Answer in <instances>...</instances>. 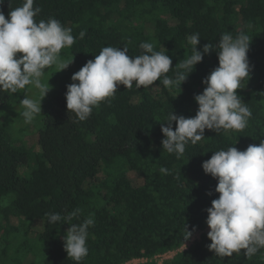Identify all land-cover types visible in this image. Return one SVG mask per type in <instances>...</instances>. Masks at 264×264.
<instances>
[{
  "label": "trees",
  "instance_id": "trees-1",
  "mask_svg": "<svg viewBox=\"0 0 264 264\" xmlns=\"http://www.w3.org/2000/svg\"><path fill=\"white\" fill-rule=\"evenodd\" d=\"M23 2L3 0L0 12L7 19ZM37 6L36 22L54 18L71 28L75 42L59 58L73 60L63 69L38 127L32 120L36 144H27L30 129L14 119L23 111L18 102L30 85L17 93L0 92V264H76L63 247L68 223L47 224L46 214L65 216L77 209L69 223L94 219L88 255L80 264H126L142 257L148 260L138 264H155V255L179 249L198 231L199 238L162 264H264V248L251 258L244 250L222 258L208 249L206 209L219 193L217 180L202 169L215 151L231 146L242 151L264 139V0H34ZM225 32L249 37L250 76L236 91L252 116L240 132L206 129L201 141L189 142L177 157L162 148L160 125L167 126L171 112L185 118L196 114L194 96L218 66L215 45ZM196 33L197 50L208 43L213 49L180 88L159 80L139 89L135 83L131 89L121 84L86 120L73 122L66 86L103 47H127L135 57L143 52L142 42L152 43L154 51L171 58L166 75L175 78L185 72L178 65L192 54L187 38ZM12 113L16 131L8 134L1 120ZM129 172L142 182L134 185ZM185 226L192 233L187 240Z\"/></svg>",
  "mask_w": 264,
  "mask_h": 264
},
{
  "label": "clouds",
  "instance_id": "clouds-1",
  "mask_svg": "<svg viewBox=\"0 0 264 264\" xmlns=\"http://www.w3.org/2000/svg\"><path fill=\"white\" fill-rule=\"evenodd\" d=\"M33 5L34 0H24L22 6L8 13L7 19L0 12V92L17 93L30 84L40 91L38 100L28 97L21 100L25 123L41 114V100L50 90L40 81L44 70L53 65L57 66V71L66 69L73 56L69 61H61L59 54L75 42L71 28L64 27L58 20L49 18L36 22L34 17L41 9ZM84 36L81 31L80 39ZM187 39L192 45V54L180 62L178 68L185 72H177L175 78L166 75L172 68L171 58L165 52L154 51L152 43L142 42L139 47L143 52L135 57L128 55L127 47H103L94 59L72 74L74 82L66 86V109L68 113H74L73 122L86 120L94 107L114 97L121 84L131 89L135 83L139 89L152 86L159 80L165 87L180 88L194 66L202 61L203 54L213 49L208 43L203 45L202 51L197 50L198 33ZM249 42V37L242 33L236 37L227 32L221 34L215 45L218 66L203 78L206 87L194 96L198 104L196 114L185 118L171 112L165 120L167 126L160 125L164 136L161 145L165 151L181 156L189 142L196 144L205 137L206 129L215 132L245 129L252 112L236 90L244 87L250 76ZM17 53L21 55L17 56ZM202 169L217 180L215 191L219 193L206 209L207 237L211 240L208 249L222 258L244 250L245 256L251 258L264 248V139L242 151L234 146L215 151L202 162ZM160 171L168 173L163 167ZM79 211L65 216L46 214L47 224L68 223L62 237L63 247L67 257L76 264L88 255V228L94 224L91 217L79 224L69 223ZM191 234L185 226L184 240Z\"/></svg>",
  "mask_w": 264,
  "mask_h": 264
},
{
  "label": "rangeland",
  "instance_id": "rangeland-1",
  "mask_svg": "<svg viewBox=\"0 0 264 264\" xmlns=\"http://www.w3.org/2000/svg\"><path fill=\"white\" fill-rule=\"evenodd\" d=\"M59 60L65 61L63 58H61V56H60ZM57 70H58L57 66L53 65V66L45 69L44 70L45 71L44 75L40 78L41 83L44 84L45 86H49L50 90L47 92L46 96L43 97L42 100H41V114L36 115L35 118L33 119V120H36V122H37L36 127H38V120L41 118V116L44 113V111L47 110L46 109V105L49 102L51 94L54 91V88L57 86V84L61 80V74H62L63 70H59V71H57ZM39 95H40L39 89L36 88L34 85H31V84H30L29 87L26 88V91L24 93V97H28V98H31V99H34V100H38L39 99ZM23 98L21 97L19 99V102H18L19 105L21 104V100ZM17 109H19V107H17ZM22 110H24V109L22 108ZM15 112L17 113V111H15ZM20 112L22 113L23 111H20ZM21 113H18V115H20V116H15L14 117V119L16 120V124L18 126L25 122L23 116L21 115ZM12 115H14V113L6 116L4 120H1L3 126H5V128L8 130V134L15 133V131H16L15 126L10 123V117ZM24 124L27 125V127L30 129L29 134L25 137L27 144L28 145L36 144V141H37V134L36 133L37 132H36V130L34 128V122L31 121L30 123H24ZM18 172L20 174H22L23 169L20 168ZM128 176L130 177V179L132 180L134 185L140 184L142 182V179L140 177H137L134 174V172H129ZM203 231L206 232V233L209 231V228H208L207 225H206V227H205V229ZM201 232L202 231L196 232L195 235H194V239L199 238V235H200ZM173 255L169 254L167 256H168V258H171L170 256H173ZM127 264H137V262L131 261V262H128Z\"/></svg>",
  "mask_w": 264,
  "mask_h": 264
},
{
  "label": "built area",
  "instance_id": "built-area-1",
  "mask_svg": "<svg viewBox=\"0 0 264 264\" xmlns=\"http://www.w3.org/2000/svg\"><path fill=\"white\" fill-rule=\"evenodd\" d=\"M195 239H194V236L193 237H191V239L189 240V241H187V242H185L184 244L186 245H182L179 249H177V250H174V251H168V252H165V253H162V254H158V255H155L152 259L154 260V262H155V264H162L163 262H164V260H166V259H170V258H168V256L167 255H173V254H175V253H177V252H179V251H181V250H184V249H187L192 243H193V241H194ZM170 257H172V256H170ZM148 259L147 258H145V257H142V258H138V259H133V260H131V261H135V262H137V264L138 263H145L146 261H147ZM151 260V259H150ZM131 261H129V262H131ZM128 263V262H127ZM126 263V264H127Z\"/></svg>",
  "mask_w": 264,
  "mask_h": 264
}]
</instances>
